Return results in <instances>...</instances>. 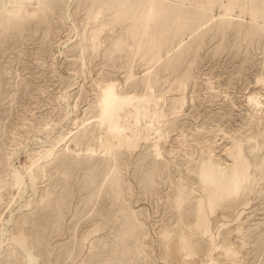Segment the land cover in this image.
Segmentation results:
<instances>
[{"label":"rangeland","instance_id":"1","mask_svg":"<svg viewBox=\"0 0 264 264\" xmlns=\"http://www.w3.org/2000/svg\"><path fill=\"white\" fill-rule=\"evenodd\" d=\"M47 1L49 13L38 12V0H0V23L22 22L21 30L0 36V264H175L172 245L162 240L160 231L175 230L178 220H193L194 199L189 200L191 204L185 202L180 212L172 202L179 179L185 182L186 191L195 186V174L187 170L196 169L200 150L205 148L206 152L209 146L225 159L223 148L231 145L232 138L246 145L253 144L247 138L254 136L259 139V147L253 160L262 157L264 117L250 114L246 98L257 92L264 102V0ZM152 2H157L156 6ZM21 5L27 14L38 12L42 20L37 15L33 19L32 15L16 17ZM96 6L103 9L93 20ZM116 7L121 10L117 12ZM152 8L153 19L147 21ZM226 13L228 17L223 15ZM102 18H113V27H99ZM74 28L79 30L80 39L73 34ZM96 28L100 32L92 46L93 40L88 41L84 33L90 34ZM261 76L263 82L257 84L256 79ZM109 78L119 83V90L143 94L149 92L150 82L154 93L165 95L166 138L159 141L163 157L153 152L151 140L140 142L133 150H115L116 159L110 154L87 151L86 147L96 148L99 143L100 128L96 121L92 122L97 113L96 85ZM183 98L186 100L182 103ZM75 121L78 128L72 125ZM62 135L65 144L67 140L78 144L80 156L63 150L65 144L61 142L54 160L42 163L47 169L46 177L38 167L30 170V156ZM257 172L253 174L257 179L251 189L244 196L222 203L226 206L218 204L213 217L210 215L208 230L197 232L195 239L200 250L197 248L192 257L194 264H216L221 259L225 232L241 226L243 263L264 264V172ZM47 188L52 197L39 206V211L34 209L36 206L24 207ZM95 225L101 226L98 232L83 239ZM27 233L35 239H27ZM234 236L233 243L238 247L241 237Z\"/></svg>","mask_w":264,"mask_h":264},{"label":"bare ground","instance_id":"2","mask_svg":"<svg viewBox=\"0 0 264 264\" xmlns=\"http://www.w3.org/2000/svg\"><path fill=\"white\" fill-rule=\"evenodd\" d=\"M57 1V0H56ZM62 1V0H61ZM65 2V0H63ZM79 1V0H78ZM87 1V0H85ZM93 1V0H92ZM130 1V0H129ZM128 1V2H129ZM138 1V0H137ZM140 1V0H139ZM154 1V0H153ZM157 1V0H156ZM54 2V0H53ZM52 2V3H53ZM63 2V3H64ZM81 2V0H80ZM90 2V1H89ZM87 2V3H89ZM99 2V1H98ZM103 2V1H102ZM133 1L131 0V3ZM107 3V2H106ZM119 3V1H118ZM135 3V2H134ZM133 3V4H134ZM154 3V2H152ZM55 4V3H53ZM79 4V3H78ZM83 4V2H82ZM85 4V2H84ZM96 4V3H95ZM98 4H101V3H98ZM116 3L113 4V6L115 5ZM132 4V5H133ZM137 4V2H136ZM139 4V3H138ZM155 4V3H154ZM157 4V2H156ZM155 4V6H156ZM2 5V4H1ZM48 5H49V2L47 0H38V9L39 11L38 12H48ZM92 5V4H91ZM90 5V6H91ZM97 5V4H96ZM102 6L104 4H101ZM118 5V4H117ZM50 6V5H49ZM56 6H57V3H56ZM59 6V5H58ZM80 6V5H79ZM102 6H96L98 7L96 12H95V16L93 18V20H95L97 18V16L99 14L102 13ZM111 6V7H113ZM119 6V5H118ZM128 6V4H127ZM131 7V5H129ZM135 6V5H133ZM151 6L153 7V5L151 4ZM1 7V6H0ZM5 7V6H3ZM55 7V6H54ZM106 7V6H105ZM108 7V6H107ZM106 7V8H107ZM128 7V8H130ZM50 8V7H49ZM115 8V7H114ZM117 8V12H118V7ZM127 8V9H128ZM136 8V7H135ZM134 8V9H135ZM140 8V7H138ZM136 8V9H138ZM156 8V7H155ZM70 8H68L69 10ZM92 9V7H91ZM94 9V8H93ZM113 9V8H111ZM135 9V10H136ZM142 9V8H141ZM159 9V8H158ZM53 10V9H52ZM121 10V9H120ZM130 10V9H129ZM133 10V9H132ZM160 10V9H159ZM3 11H5L3 9ZM54 11V10H53ZM70 11V10H69ZM90 11V10H89ZM110 11V10H108ZM131 11V10H130ZM140 11V10H139ZM149 13L147 14V17L146 20L149 21L151 19H153V15H154V12H153V8L152 9H149ZM33 13V14H27V11L22 7H20V9L18 10V15H16V17L18 18H21L20 16L22 15H25V16H30L32 15V18L30 19H33V16L37 15V16H40V14L38 15L37 13ZM104 12V11H103ZM142 12V11H141ZM252 12V11H251ZM49 13V12H48ZM93 14V12H91ZM108 13V12H106ZM111 13V12H110ZM109 13V14H110ZM121 13V12H119ZM119 13H118V17H119ZM135 13V12H134ZM137 13H140V12H137L136 11V14ZM158 13V12H157ZM254 13V11H253ZM46 14V13H45ZM104 14V13H103ZM128 14V12H127ZM144 14V13H143ZM156 14V13H155ZM222 14V13H221ZM252 14V13H251ZM4 15V13H3ZM49 15V14H48ZM51 15V14H50ZM108 15V14H107ZM111 15V14H110ZM113 15V14H112ZM132 16V13L129 14V16ZM140 15V14H139ZM220 15V14H219ZM223 15H226L227 16V13L226 14H223ZM66 16L67 18L71 19V15L69 13L66 12ZM89 16V15H88ZM93 16V15H91ZM126 16V15H125ZM128 16V15H127ZM135 16V15H134ZM137 16V15H136ZM135 16V17H136ZM225 16V17H226ZM2 17V16H1ZM6 17V16H5ZM14 17V16H13ZM41 17V16H40ZM113 17V16H112ZM121 17V15H120ZM124 17V16H123ZM159 17V16H157ZM221 17V16H219ZM228 17V16H227ZM231 17V16H230ZM11 18V17H10ZM10 18L8 17L7 19H9L10 21ZM24 18V17H23ZM26 18V17H25ZM48 18V16H47ZM90 18V17H89ZM131 18V17H130ZM129 18V19H130ZM137 18H139L137 16ZM141 18V17H140ZM144 18V17H143ZM142 18V19H143ZM160 18V17H159ZM222 18V17H221ZM15 19V18H13ZM12 19V20H13ZM28 19V18H27ZM87 19V18H86ZM103 19V18H102ZM118 19V18H116ZM115 19V20H116ZM122 19V18H121ZM124 19V18H123ZM127 19V17H126ZM132 19V18H131ZM130 19V20H131ZM136 19V18H134ZM132 19V20H134ZM145 19V18H144ZM214 19V18H213ZM219 19V18H218ZM224 19V18H223ZM230 19V18H229ZM19 20V19H18ZM41 20H42V17H41ZM90 20V19H89ZM88 20V21H89ZM111 20H113V18H111ZM106 21V19H103L102 21V25H100L99 27H101L102 29H105V26H110L113 27L114 23L112 21ZM119 20V19H118ZM129 20V21H130ZM131 20V21H132ZM144 20V21H146ZM217 20V18H216ZM4 21V20H3ZM16 21V20H15ZM14 21V22H15ZM20 21V20H19ZM25 21V20H24ZM23 21V22H24ZM27 21V20H26ZM39 21V20H38ZM87 21V22H88ZM91 21H92V17H91ZM120 21V20H119ZM130 21V22H131ZM143 21V22H144ZM154 21V20H153ZM214 21V20H213ZM219 21V20H218ZM221 21V20H220ZM228 21V20H227ZM8 22V21H6ZM21 22V21H20ZM20 22H15L13 24H10V25H4V23H0V36H7L8 33H10V31L12 32H16V29L19 28V26H21V23ZM86 22V23H87ZM92 22H95V21H92ZM126 22V21H125ZM129 22V23H130ZM155 22V21H154ZM217 23V21H215ZM25 23V22H24ZM28 23V22H27ZM40 23V22H39ZM44 23V22H43ZM73 23V22H72ZM90 23V22H89ZM118 24H120L119 22H117ZM115 23V25L117 24ZM35 24V23H34ZM88 24V23H87ZM92 24V23H91ZM117 24V25H118ZM123 24V23H122ZM147 22L146 24H144L143 26H145V28L147 27ZM220 23H218L219 25ZM26 26V25H25ZM73 26V25H72ZM182 26V25H181ZM216 26V25H215ZM221 26V24L219 25ZM225 26V24H224ZM22 27V26H21ZM116 27V26H115ZM114 27V28H115ZM218 27V26H217ZM20 29V28H19ZM144 29V27H143ZM142 29V31H143ZM21 30V29H20ZM73 31V34L78 38L80 39V32L77 28H74ZM18 32V30H17ZM100 32V30H98V28L96 29H93L92 32L90 34H88V32L86 31L84 34H85V37L87 36V40L90 39L93 40L96 38V36H98V33ZM138 32V31H137ZM151 32V31H150ZM123 33V32H122ZM121 33V34H122ZM140 33V32H139ZM149 33V32H148ZM160 33V32H159ZM83 34V32H82ZM120 34V35H121ZM129 34V33H128ZM137 34V33H135ZM145 34V33H144ZM126 35V34H125ZM123 35V36H125ZM148 35V34H146ZM160 35V34H159ZM9 36V34H8ZM127 36V35H126ZM133 36V35H132ZM143 36V35H142ZM145 36V35H144ZM162 36V35H161ZM84 37V36H83ZM122 37V36H120ZM119 37V38H120ZM128 37V36H127ZM149 37V36H148ZM152 37V36H150ZM154 37V36H153ZM130 38V37H129ZM134 38V37H133ZM140 38V37H139ZM146 39V37H143ZM81 39L83 40V38L81 37ZM154 39V38H152ZM151 39V40H152ZM70 41V39H68ZM150 39H148V42H149ZM159 40V39H158ZM157 40V41H158ZM89 41V40H88ZM138 41V39H137ZM140 41V40H139ZM145 41V40H144ZM147 41V39H146ZM81 42V41H80ZM94 42L95 40H93L91 42V45L93 46L94 45ZM131 42V41H130ZM153 42V41H152ZM141 43V42H140ZM143 43V42H142ZM141 43V44H142ZM146 43V42H145ZM150 43V42H149ZM84 44V43H83ZM129 44V43H128ZM131 44V43H130ZM129 44V45H130ZM137 44V48L138 47V43L135 42V45ZM147 44V43H146ZM86 45V44H85ZM154 45V44H152ZM150 45V46H152ZM157 45V44H156ZM179 45V43H178ZM176 46V45H175ZM143 47V46H142ZM179 47V46H178ZM194 47V46H193ZM150 48V47H149ZM153 48V47H152ZM61 53V52H60ZM180 55V54H179ZM175 57V56H174ZM179 58V57H178ZM177 58V60H178ZM174 60V58H173ZM176 60V61H177ZM176 63V62H175ZM155 71V70H154ZM150 72V71H149ZM153 72V71H152ZM151 73V72H150ZM149 73V74H150ZM152 74V73H151ZM153 75V74H152ZM151 76V75H150ZM154 77V76H153ZM131 79V77H129ZM151 78V77H149ZM154 79V78H152ZM151 80V79H150ZM128 81V80H126ZM148 81V80H147ZM261 81L263 82L262 80V76L261 78H257L256 79V82L257 84ZM134 82V81H133ZM132 82V84H133ZM137 83V82H136ZM155 83V82H154ZM153 83V84H154ZM138 84V83H137ZM148 84V88L147 90H149V92H144L143 94H137V93H130L128 92L127 90H119L118 87H119V83H117L115 80L109 78L105 81H100V83L98 82L97 83V92H96V108H97V113L96 115V120H92L93 121H96L97 124H98V129L100 128V132H99V138L97 139V142L99 141L98 143V146L96 148H87V151L88 152H92V153H101L102 155L103 154H110L112 156L113 159H116L115 157H117V155L115 156V150L117 149H121V148H124V149H127V150H133L135 148L138 147L139 143L142 142V141H148L151 140L153 141L152 142V146L151 148L153 147V152L156 153V156H162L161 155L162 153L159 152L160 149V145H159V141L161 139H163V141H165L164 139L166 138V134H165V130H164V123H165V119L167 117V110L168 108H165V104H166V100H165V95L162 96L160 93L159 94H156L154 93L153 89H152V86H151V83H147ZM155 86V85H154ZM131 87V86H130ZM135 87V86H134ZM133 87V88H134ZM182 87V85H181ZM132 88V87H131ZM155 88V87H153ZM184 88V87H183ZM128 89V88H127ZM156 89V88H155ZM130 91V90H129ZM179 91V89L177 90ZM158 92V91H157ZM68 95V91L66 93ZM182 94V93H181ZM62 97V96H61ZM67 97V96H66ZM69 97V96H68ZM185 97V96H184ZM167 98V97H166ZM68 99V98H67ZM247 104L249 105V107L251 108V115H253V117H255L256 115H259L260 117H264V102L262 101V96L257 93V92H252L250 93L247 98ZM64 100H65V96H64ZM177 102L179 101L178 99H176ZM186 100V99H185ZM184 98H183V101L182 103L185 101ZM68 101V100H67ZM176 102V104H177ZM181 103V102H180ZM168 105V104H167ZM177 107H178V104H177ZM180 107V105H179ZM182 107H183V104H182ZM181 107V108H182ZM249 108V109H250ZM167 109V110H166ZM174 109V108H173ZM176 109V108H175ZM179 109V108H178ZM180 110V109H179ZM179 110L176 111V110H173V111H176V113H179ZM96 112V111H95ZM169 114V113H168ZM173 114V113H172ZM68 116V114H66ZM174 115V114H173ZM170 116V115H169ZM176 116V115H175ZM258 116V117H259ZM69 117V116H68ZM251 117V116H250ZM75 119V118H74ZM79 119V118H78ZM73 120V119H72ZM80 120V119H79ZM78 120V121H79ZM260 120V119H259ZM85 121V120H84ZM91 121V120H90ZM261 121V120H260ZM263 121V120H262ZM73 124L72 125H75V127L78 128V125H77V122L75 121L72 122ZM86 123L88 124L87 120H86ZM84 123V124H86ZM94 123V122H93ZM83 124V123H82ZM83 124V125H84ZM91 124V123H90ZM81 125V126H83ZM204 125V124H203ZM202 125V126H203ZM79 126V128L81 127ZM91 126V125H90ZM201 126V125H200ZM88 127V126H87ZM96 127V126H95ZM166 127V126H165ZM197 127V126H196ZM202 128V127H201ZM74 129V128H73ZM82 129V128H81ZM204 129V128H203ZM76 130V129H75ZM84 130V129H83ZM205 130V129H204ZM208 130V129H207ZM77 131V130H76ZM79 131V129H78ZM85 131V130H84ZM87 131V129H86ZM89 131V130H88ZM99 131V130H98ZM165 131V132H164ZM168 131V129H167ZM91 132V131H90ZM209 132V131H208ZM214 132V131H213ZM72 135L73 132H70ZM94 133V132H93ZM96 133V137H97V132ZM210 133V132H209ZM63 134V133H62ZM77 134V133H76ZM82 134H85L82 132ZM88 134V133H87ZM92 134V133H91ZM205 134V133H204ZM217 134V133H216ZM215 134V136H216ZM223 134V133H222ZM74 135H75V132H74ZM95 135V134H93ZM182 135V134H181ZM228 136V134H226ZM231 135V134H230ZM235 135V134H234ZM252 135V134H251ZM256 135V134H254ZM63 136V135H62ZM60 136V137H62ZM77 136V135H76ZM75 136V138H77ZM81 136V135H80ZM224 136V135H223ZM233 136V134H232ZM239 136V135H238ZM258 136V134L256 135ZM260 136V135H259ZM68 137V135H67ZM91 137V135H90ZM226 137V136H225ZM235 137V136H234ZM240 137V136H239ZM243 137V136H242ZM248 137V136H247ZM168 138V137H167ZM204 138V137H203ZM241 138V137H240ZM63 139L65 140V136H63L61 139L59 140H55L52 144L48 145V147L44 148L43 150H39V151H35L36 153H34V155L31 157L30 156V159L29 161L31 160V168L30 170H34L35 168H39L40 169V172H42V175L44 177L47 176V169L44 167L43 164L49 162V161H52L54 160L53 157H56L54 156L55 155V151L57 148H59V146L62 145V143H64ZM88 139V137H87ZM94 141H95V136H94ZM215 139V138H213ZM262 139V138H261ZM73 140V139H72ZM82 140V139H81ZM181 139H179L180 141ZM187 140V139H186ZM206 140V139H205ZM242 140V139H241ZM259 140V139H258ZM258 140H256V138L253 136V137H248L247 138V141H252L253 144H246L248 146L244 145L247 147L246 149L244 148V145L243 143L240 141V140H237L236 138H232L231 139V145L227 146L226 148H223L224 151H225V156L226 158L225 159H222L219 155L217 156V152H214L216 150H214L213 148L209 147L208 146V150H205L206 152H204V149L203 151H201V154L199 153V150H197V154L199 153V158L197 159V162H196V169L193 171L192 170V167H190L191 169L190 170H187L189 172H192L194 173L195 175H193V177L195 176L196 180L194 183L195 186L193 188H191L188 192L185 190V186L183 182H181V180L179 179L178 183L176 184L175 186V194L173 196V202L174 203V207L176 209L177 212H180L181 209H182V206L185 204V202H189V200L191 199H194L192 200L193 203H195L193 206H195V211H194V217H193V220L190 221V222H184L182 220H178V223H177V226L174 225V227H176L175 230H172V231H168V230H162L160 231L161 233V236L162 237V240L164 241H168L167 244H170L172 245V250L173 252L175 253L176 256H174L176 258L175 260V264H194V261L192 260V257L195 253H197V248L199 247L197 245V242H196V239H195V235L197 234V232H200V233H205L207 230H208V225L210 223V215H214L215 213V210L218 206V204H222V203H226V202H229L231 201L232 199H237L239 198L240 196H242V194L247 191V190H250L252 187L251 185L253 184V182H255V180L257 178H253V174L254 172L256 171V173H258L257 171H263L264 172V150L262 152V157L258 160V161H254L253 158H255L256 154L254 153L257 148L259 147L258 143L257 142ZM83 141V140H82ZM184 141V139L182 140ZM204 141V140H203ZM209 141V140H207ZM213 141V140H212ZM216 141V140H215ZM246 141V142H247ZM62 142V143H61ZM88 142V141H87ZM93 142V141H91ZM83 143V142H82ZM81 143V144H82ZM183 142H181L182 144ZM210 142H208V145H209ZM215 143V142H213ZM65 144V143H64ZM90 144V142L88 143ZM87 144V145H88ZM93 144V143H92ZM162 144V143H160ZM180 144V145H181ZM187 144V142H184L183 145ZM182 145V146H183ZM213 146V145H211ZM214 146H216L214 144ZM263 146V145H262ZM177 147V146H176ZM65 149L63 150H67V151H72L74 152L76 155H79V153L81 152V149L78 147V144L74 141H69L67 140L66 141V144H65V147H63ZM178 148V147H177ZM177 148H175L177 150ZM182 148V147H181ZM262 148V147H261ZM264 148V147H263ZM179 149V148H178ZM216 149V148H215ZM260 149V148H259ZM126 150V151H127ZM182 151V149H180ZM119 151V150H118ZM184 151V149H183ZM223 151V150H222ZM64 152V151H63ZM61 152V153H63ZM114 152V153H113ZM169 152V150H168ZM171 154H173L174 152L171 150ZM176 152V151H175ZM67 153V152H66ZM85 153L87 154V152L85 151ZM84 153V154H85ZM91 153V154H92ZM118 153V152H117ZM178 153V152H177ZM181 153V152H180ZM185 154V152H182ZM187 153V152H186ZM190 153V152H189ZM196 152H194L195 154ZM217 153V154H216ZM60 154V153H59ZM68 154V153H67ZM83 154V153H82ZM85 154V155H86ZM99 154V155H101ZM120 154V153H119ZM118 154V155H119ZM166 154V153H165ZM183 154V155H184ZM191 154V153H190ZM260 154V153H259ZM70 155V154H69ZM84 155V156H85ZM168 155H170L168 153ZM180 155V154H178ZM182 155V154H181ZM186 156H188L187 154H185ZM184 155V156H185ZM67 156V155H65ZM75 156V155H74ZM80 156V155H79ZM83 156V157H84ZM88 156V154H87ZM96 156V155H95ZM94 156V157H95ZM183 156V157H184ZM60 157V155H59ZM58 157V158H59ZM63 157V156H62ZM61 157V158H62ZM73 157V156H72ZM71 157V158H72ZM77 157V156H75ZM89 157V156H88ZM110 157V156H109ZM108 157V158H109ZM172 157V156H170ZM173 157H176V156H173ZM172 157V158H173ZM179 157V156H178ZM198 157V156H197ZM195 157V160L196 158ZM57 158V159H58ZM60 158V159H61ZM67 158V157H66ZM74 158V157H73ZM86 158V157H85ZM92 158V156H91ZM97 158H98V155H97ZM102 158V156H101ZM111 157L109 159H112ZM159 158V157H158ZM182 158V157H180ZM186 158V157H185ZM190 160H193L194 158L190 155L189 156ZM80 159V157H79ZM118 159V158H117ZM120 159V158H119ZM118 159V160H119ZM184 159V158H183ZM188 159V158H187ZM7 160V159H6ZM159 160V159H158ZM164 160V159H163ZM173 160V159H172ZM182 160V159H181ZM2 161V160H1ZM57 161V160H55ZM60 161V160H59ZM62 161V160H61ZM112 161V160H111ZM68 162V161H67ZM71 161H69L70 163ZM86 162V161H85ZM88 162V161H87ZM117 162V160L115 161ZM166 162V161H165ZM189 161H186V164H188ZM4 163V162H3ZM6 163V162H5ZM52 163V162H51ZM59 163V162H57ZM56 163V164H57ZM62 163V162H61ZM68 163V164H69ZM81 163V162H80ZM168 163V162H167ZM174 163V162H172ZM191 163V162H190ZM83 164V163H82ZM81 164V165H82ZM113 164V163H112ZM5 165V164H4ZM117 166V164H115ZM168 165V164H167ZM3 166V165H2ZM56 166V165H55ZM84 166V165H82ZM113 166V165H111ZM110 166V168H111ZM115 166V168H116ZM187 166V165H186ZM193 166V165H192ZM67 167V166H66ZM79 167V166H78ZM4 168V167H3ZM37 168V169H38ZM58 168V167H57ZM187 168V167H186ZM80 169V168H79ZM118 169V168H117ZM188 169V168H187ZM30 170H27V172H29ZM36 170V169H35ZM61 170H62V167H61ZM60 170V171H61ZM78 170V168H77ZM38 171V170H37ZM58 171V170H57ZM117 171V170H116ZM14 172V171H13ZM39 172V171H38ZM39 172V173H40ZM59 172V171H58ZM119 172V171H118ZM188 172V173H189ZM25 173V172H24ZM36 173V172H34ZM63 173V172H62ZM33 174V173H32ZM67 174V173H66ZM190 174V173H189ZM27 175V174H26ZM38 175V174H37ZM36 175V176H37ZM63 175V174H62ZM192 174H190L191 176ZM24 176V175H23ZM33 177V179L35 178V174L31 175ZM65 176V175H64ZM19 177V175H18ZM21 177V176H20ZM51 177V176H50ZM49 177V178H50ZM54 176L52 175V180L54 179L53 178ZM145 177V176H144ZM38 178V176H37ZM36 178V180H37ZM48 178V180H49ZM46 179V178H45ZM57 179V178H56ZM32 180V179H31ZM47 180V181H48ZM60 180V179H58ZM110 180V179H109ZM117 180V179H116ZM23 181V180H22ZM50 181V180H49ZM57 181V180H56ZM186 181V180H185ZM193 181V179H192ZM260 181V180H259ZM37 182V181H36ZM114 182V181H113ZM189 182V181H188ZM187 182V183H188ZM34 183V181H33ZM55 183V182H54ZM59 183V182H58ZM57 183V185H58ZM109 183V182H108ZM190 183V182H189ZM188 183V185H189ZM258 183V182H257ZM60 184V183H59ZM32 185V184H31ZM187 185V186H188ZM191 185V184H190ZM254 185V184H253ZM30 186V185H29ZM192 186V185H191ZM21 187V186H20ZM37 187V186H35ZM34 187V189H35ZM51 187V186H50ZM54 187V186H53ZM56 187V186H55ZM60 187V186H59ZM19 188V187H18ZM17 188V189H18ZM49 188V187H48ZM45 190L42 194L40 195H37L36 196V199L34 200V202L32 201H27L26 203H24V207H27V209L29 208H39V206H41L42 204H44L45 202H48V200L50 201V199L47 200V198L49 196H51V189H48ZM57 188V187H56ZM56 188H53L54 191ZM33 189V190H34ZM46 189V187H45ZM264 189V188H263ZM174 190V189H173ZM62 191V190H61ZM19 192V191H18ZM251 192V191H250ZM56 193V192H55ZM59 193V192H58ZM64 193V192H63ZM247 196V194H245ZM61 196V195H60ZM244 196V194H243ZM31 197V196H30ZM35 197V195H34ZM52 197V196H51ZM63 197V196H62ZM56 198V197H54ZM189 198V199H188ZM53 199V198H52ZM63 199V198H62ZM56 200V199H55ZM243 200V199H242ZM247 200V199H246ZM53 201V200H52ZM191 201V202H192ZM245 201V200H244ZM235 202V200L233 201ZM247 202V201H246ZM190 203V202H189ZM171 204V202H170ZM191 204V203H190ZM232 204V203H230ZM247 204V203H246ZM56 205V204H55ZM187 205V203H186ZM224 205V204H222ZM227 205V204H226ZM224 205V206H226ZM244 205H245V202H244ZM21 206V205H20ZM51 206V204H50ZM53 206V205H52ZM51 206V207H52ZM172 206V205H171ZM185 206V205H184ZM190 206V205H189ZM188 206V207H189ZM173 207V206H172ZM222 207V206H221ZM47 209V207H45ZM191 208V207H190ZM189 208V209H190ZM22 209V207H21ZM32 209V210H34ZM46 209H43V210H46ZM175 209L173 211H175ZM23 210V209H22ZM40 210V209H39ZM38 210V211H39ZM41 210V211H43ZM186 211V209H184ZM29 211V210H28ZM36 211V210H34ZM37 211V212H38ZM37 212H34V213H37ZM186 214V212H183ZM182 213V214H183ZM192 213V212H191ZM30 214V213H28ZM41 214V213H40ZM177 214V213H176ZM180 214V213H179ZM184 214V215H185ZM190 215H193V214H190ZM34 216V215H33ZM183 216V215H182ZM30 217V216H29ZM107 217V216H105ZM178 217V216H177ZM187 217V216H186ZM183 218H185V216H183ZM188 218V217H187ZM186 218V219H187ZM190 218V217H189ZM24 219V218H23ZM30 219V218H29ZM191 219V218H190ZM115 220V219H114ZM118 220V219H117ZM116 220V221H117ZM176 220V219H175ZM189 220V219H188ZM215 220V219H214ZM1 219H0V225H1ZM23 221V220H22ZM46 221V220H45ZM109 221V219H108ZM12 222V221H10ZM42 222V221H41ZM113 222V220H112ZM115 222V221H114ZM177 222V221H176ZM242 222V220H241ZM97 223V222H96ZM110 223V222H109ZM134 224H136L135 222H133ZM3 224V223H2ZM25 224V225H24ZM176 224V223H175ZM7 225V224H6ZM23 225L26 226L27 223L26 221L23 222ZM30 225V224H29ZM42 225V224H41ZM115 225V223H114ZM20 226V225H19ZM31 227V225L29 226ZM40 227V226H39ZM38 227V228H39ZM45 227V226H44ZM50 227V226H49ZM101 227V226H100ZM98 225H95L93 226L92 229H90L91 231H87L88 233L85 234L83 236V239H85L86 237H88L90 234H94L96 232H98L99 228H100ZM238 227V226H237ZM21 228V226H20ZM25 228V227H24ZM23 228V229H24ZM33 228V227H32ZM42 229V226L40 227ZM47 228V227H46ZM132 228V227H131ZM130 228V229H131ZM166 228V227H165ZM168 228V226H167ZM171 228V227H170ZM19 229V228H18ZM34 229V228H33ZM36 229V227H35ZM44 229V228H43ZM28 230V229H27ZM40 230V229H38ZM227 230V228H226ZM30 231V230H29ZM36 231V230H35ZM242 226L241 228L238 227L237 229H234V230H227L223 236V243H221V259L219 258L218 261L216 262V264H244L242 261V256H241V250H242V247L244 246V240L241 236L242 234ZM12 232V231H11ZM27 232V231H26ZM32 232V231H30ZM34 232V230H33ZM44 232V231H43ZM42 232V233H43ZM46 232V231H45ZM173 232V233H172ZM38 235L39 233L36 232ZM27 234H30V233H27ZM26 234V235H27ZM41 234V232H40ZM83 235V234H82ZM234 235H238L240 236V244L238 247H236L233 243V239H234ZM29 236L28 235V238L29 239ZM40 236V235H39ZM198 236V235H197ZM32 239H35V236H31ZM211 239L210 241L212 242L213 241V238L212 236H210ZM74 238V237H73ZM197 238V237H196ZM88 239V238H87ZM199 239V238H198ZM11 240V239H10ZM76 240V239H75ZM80 240V239H79ZM34 241V240H33ZM198 241V240H197ZM32 242V240L30 241ZM80 242V241H78ZM77 242V243H78ZM83 242V240H82ZM163 242V241H162ZM170 242V243H169ZM77 243L75 245H77ZM81 243V242H80ZM94 243V242H93ZM31 244V243H30ZM79 244V243H78ZM91 244V243H90ZM9 245V244H8ZM12 244H10L11 246ZM32 245V244H31ZM94 245V244H93ZM233 245L235 247H233ZM169 246V245H168ZM167 247V246H166ZM9 248V247H8ZM163 248V247H162ZM110 249V248H109ZM167 249V248H166ZM199 249V248H198ZM2 250V249H1ZM0 250V251H1ZM14 250H15V247H14ZM70 250V249H69ZM76 250V249H75ZM94 250V249H92ZM200 250V249H199ZM111 251V250H110ZM169 251V250H168ZM200 252V251H199ZM90 253V252H89ZM199 255V254H198ZM3 257V256H2ZM196 257V256H195ZM4 259V258H3ZM106 260V259H105ZM103 260V261H105ZM111 260V259H109ZM7 261V259H6ZM102 261V262H103ZM3 262H5L3 260ZM106 262V261H105ZM110 262V261H109ZM101 263V262H100Z\"/></svg>","mask_w":264,"mask_h":264}]
</instances>
